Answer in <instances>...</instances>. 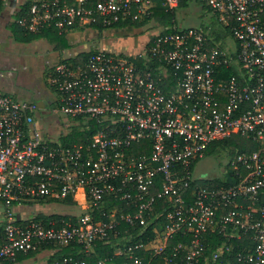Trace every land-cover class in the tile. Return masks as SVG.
Here are the masks:
<instances>
[{
	"label": "built area",
	"instance_id": "2783aa9c",
	"mask_svg": "<svg viewBox=\"0 0 264 264\" xmlns=\"http://www.w3.org/2000/svg\"><path fill=\"white\" fill-rule=\"evenodd\" d=\"M15 1L23 30L66 37L149 19L134 27L142 30L157 25L158 4L180 3ZM204 3L228 29L223 45L211 28L176 19L132 53L102 48L52 64L50 106L0 92V264L43 246L49 258L60 253L53 264H264V0ZM51 113L60 115L57 129L42 121ZM94 124L88 141L61 139ZM233 134L258 148L227 157L218 174L226 183L192 188L205 178L195 176V162ZM68 196L83 208L76 218H19L15 209ZM158 199L165 203L156 209ZM115 201L122 204L104 209Z\"/></svg>",
	"mask_w": 264,
	"mask_h": 264
},
{
	"label": "rangeland",
	"instance_id": "374dc122",
	"mask_svg": "<svg viewBox=\"0 0 264 264\" xmlns=\"http://www.w3.org/2000/svg\"><path fill=\"white\" fill-rule=\"evenodd\" d=\"M11 4L9 3L7 6H11ZM12 14L8 12L0 17V92L10 94L21 100H36L38 102L41 99L51 101L47 94L53 95V98L57 96L49 84L48 76L50 66L58 60L77 53L102 48L132 53L138 48L142 49L147 34L158 28V26L150 24L142 30L116 31L111 29L104 30L101 34L96 31L93 33L94 30L87 29L84 33L72 36L69 48L57 53L54 51L55 43L47 38H39L31 42L17 41L11 29V23L15 19V14ZM176 17L185 25L201 26L203 23L209 22L212 14L202 4H197L195 0H188L186 5H182L177 10ZM228 47L231 49L235 47L233 38L228 40ZM59 116V114L54 113H51L49 117L47 115L42 120L46 125L45 127L48 128L49 125L51 129H57L56 119ZM226 160L227 157L225 156L220 158L207 155L201 158L194 168L195 176L213 177L218 175ZM25 208L26 212L30 214L38 211L44 214H80L83 211L80 205L61 202L41 204L30 201ZM46 255H48L47 251L39 252L34 256L18 259L9 264H53Z\"/></svg>",
	"mask_w": 264,
	"mask_h": 264
},
{
	"label": "trees",
	"instance_id": "16d2710c",
	"mask_svg": "<svg viewBox=\"0 0 264 264\" xmlns=\"http://www.w3.org/2000/svg\"><path fill=\"white\" fill-rule=\"evenodd\" d=\"M187 1L188 0H180L178 8H167L166 6H162L161 4H158L155 7V11H154V19H155L156 24H157L155 26L168 25V24L173 23V21L177 19V17H176L177 10L179 8H181L182 5H186ZM195 1L197 4H202V6L204 8H207V10L210 11L209 8L205 5L204 0H195ZM3 8H4V5H3L2 1H0V12L2 11ZM147 22H149V19H145L143 21L136 22V23H134V27L139 29L141 26H143ZM118 25H119V27H124L127 24L126 23H119ZM202 25L206 29L211 28L210 35H213L215 38V41L221 42V45H223V40H225V38L228 35V29L222 28L218 24V22L214 19V17H210L209 22L203 23ZM134 27H130V28L125 29V30L134 29ZM97 28H98L100 34L104 31V27H102V26H98ZM11 29H12V32H13L15 39L17 41H20V42H31V41L39 39V38H47L52 43H55V50L61 51V50L66 49L70 46V43H69L67 37L63 34L58 33L56 30H53V29H46V30H43V31L38 32V33L27 32L26 30H23L22 27L19 24H17L15 21H13L11 23ZM92 52L93 51L82 52V53H80V55L87 56L88 54H90ZM137 61L142 62V60H137ZM141 65H143V64L141 63ZM230 71L231 70L227 69L225 74L226 75H228V73L230 74ZM96 129H97L96 124H94L91 129H84V130H80V128L74 127L72 132L69 135L62 136L61 139L67 144L73 143L76 141H78V142L83 141V140L88 141V139H90L93 136ZM255 148H258V143H256L255 141H252L251 139L245 138L239 134H233L231 136L224 137L222 139H219V140L212 142L208 148L207 155H212V156L222 158V156H225V157L232 156L237 150H253ZM195 166H196V162L193 165V169L195 168ZM211 177L196 179L195 181L192 182V188H195L198 186L210 187V186H213L215 183H220V184L226 183L225 180H223V178L218 176V175H215L212 178ZM228 182H229V180H228ZM190 191H188V194L190 193ZM0 201H3V200L0 198ZM41 202L51 203L54 201L42 200ZM55 202H62V201L56 200ZM62 203L77 204L76 201H73L72 196H68L66 199L63 200ZM116 203L118 205L122 204V202H116L115 201L112 204H109L106 207H104V209H108V208L114 206ZM163 203H165L164 199H158L157 203H156V209H159L161 204H163ZM75 215L76 214H62V213L44 214V213H38L34 216H35V218H40V219H43L45 221H48L51 218L59 219L60 217L76 218ZM124 226L126 227V224H124L123 227ZM148 233L150 235L152 234V226L149 227ZM144 236L145 235H143V237ZM2 242H4V225L0 227V243H2ZM43 247H40L36 251H30V252L24 253V254L20 253L18 256V259H23V258H26L29 256H34L38 252H40L43 249ZM64 251L66 253L70 252L69 248L65 249ZM112 251H113L112 247H108V249L106 248L105 251L101 250L100 254L104 255L105 253H112ZM58 256H60V253L51 255L49 258V261L52 262ZM157 259H159V260H156V261H161L160 257ZM9 263H12V262L8 261V262H4L2 264H9Z\"/></svg>",
	"mask_w": 264,
	"mask_h": 264
},
{
	"label": "crops",
	"instance_id": "0c3cea01",
	"mask_svg": "<svg viewBox=\"0 0 264 264\" xmlns=\"http://www.w3.org/2000/svg\"><path fill=\"white\" fill-rule=\"evenodd\" d=\"M15 1V0H14ZM12 4H11V6H4V8L2 9V11L0 12V17L2 16V15H5V14H7L8 12L10 13H13L12 11H13V8H14V2H11ZM12 11H11V10ZM13 15V14H12ZM72 36H77V34H70L69 36H67V39H68V41H69V43H70V45H71V38H72ZM69 48V47H68ZM55 52H59L60 53V51L59 50H54ZM47 96L49 97V99L50 100H54L55 98H53V95H51V94H47ZM43 100V101H42ZM46 100V101H45ZM41 99V101H39L40 102V104H41V106H50L51 105V103H50V101H48L47 99ZM41 204H44V203H48V202H40ZM28 204V203H27ZM27 204H25V203H23V204H17L16 206H15V209H16V212H17V215H18V217L20 218V217H23V218H25V217H27V216H30V215H36V214H38V213H43V212H33L32 214H30L29 212H26V208H25V206H27ZM0 206H1V210H0V227L1 226H3L4 225V204H3V201H0ZM46 214V213H45ZM51 214V213H50ZM41 252H44V251H41ZM39 253V252H38ZM46 256H48V255H46ZM49 257V256H48ZM35 258H37V256H35ZM14 263V262H13Z\"/></svg>",
	"mask_w": 264,
	"mask_h": 264
},
{
	"label": "flooded vegetation",
	"instance_id": "af4514ba",
	"mask_svg": "<svg viewBox=\"0 0 264 264\" xmlns=\"http://www.w3.org/2000/svg\"><path fill=\"white\" fill-rule=\"evenodd\" d=\"M50 103L53 104V103H54V100L52 99V100L50 101ZM50 115H51V114H50ZM50 115H48V117H49Z\"/></svg>",
	"mask_w": 264,
	"mask_h": 264
},
{
	"label": "water",
	"instance_id": "95a60500",
	"mask_svg": "<svg viewBox=\"0 0 264 264\" xmlns=\"http://www.w3.org/2000/svg\"><path fill=\"white\" fill-rule=\"evenodd\" d=\"M15 3H16V1H14V6H15ZM42 101H43V100H42ZM42 101H41V102H42ZM39 103H40V102H39Z\"/></svg>",
	"mask_w": 264,
	"mask_h": 264
}]
</instances>
